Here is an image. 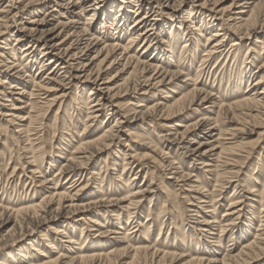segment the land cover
<instances>
[{
	"label": "bare ground",
	"instance_id": "6f19581e",
	"mask_svg": "<svg viewBox=\"0 0 264 264\" xmlns=\"http://www.w3.org/2000/svg\"><path fill=\"white\" fill-rule=\"evenodd\" d=\"M223 1L0 0V42L3 45L0 47V59H4L0 62V69L4 68L1 72V77L4 80H0V96L5 102L10 103L2 117L7 118L5 122L13 127L12 136H16L19 141L22 139V142L26 143L22 147L25 155H30L26 164L31 169V176L39 174L38 178L40 179L38 182L36 181L39 183V188L45 190L49 189L46 188L48 185H53V188H50V193L43 195L38 203L32 201L28 206L15 211L0 205V221H2L0 226L3 227L11 223L12 215L21 217L20 220L18 218L15 220V218L11 228L5 231L6 235H9L18 228L21 232L20 237L9 240L1 237V241L4 242L0 243V264H177L183 258H190L184 264H238L241 257L246 256L248 252L255 249L264 250V181L259 184V190H255L256 186H253L252 181H247V184L251 185L245 184L246 186L242 187L240 179L227 180V178L238 179L240 169L237 168V170L234 167L239 166L241 163L239 161L249 158L254 149L251 151L239 150L243 145V139L238 135H243L246 132L244 130L246 122L254 121L255 125H262L264 130V59L262 64L256 67L257 74L253 75L251 68L254 66L252 65L254 59L249 61L251 55H248V52L242 56L239 47L244 43H238V41L249 40L254 36H261L260 40H256L254 44L260 45V51L264 49V0H231L228 6L220 8ZM22 16L29 18L23 22ZM85 16L87 17L82 22ZM131 20L132 23H130ZM163 20H168V22H163ZM177 21L178 23H176ZM166 25L170 26L168 34L167 28L165 29ZM212 29L215 30L210 32L209 36L204 37V33ZM195 33L196 35H194ZM232 35L237 38L230 45V48L235 47V51L228 52L232 54L234 61L241 63L240 71L232 79V81L235 80L231 88L232 93L234 94L238 90L237 85H241L244 79L247 85L240 97L231 103L224 104L220 98L212 99L213 95L210 92L198 88L197 80L204 73L203 65L207 64L206 68L214 67L224 52L225 39L231 38ZM125 36L128 37L123 45L121 40ZM179 38L183 40L180 57L182 56L188 61L187 69L195 61L199 50L202 48L204 50L201 65L194 80L188 78L189 75L185 73L186 69L179 70L174 67L175 70L170 71L173 66L169 65L171 61L168 59L175 56ZM202 38L206 40L203 46H201ZM10 40L14 45L9 48ZM16 46L18 48H15ZM237 46L238 48H236ZM5 51L8 52V58L3 56ZM17 52L22 55L20 59H16ZM148 52H153L154 57L147 59ZM37 53H39V57H37ZM261 55L257 56L261 57ZM17 61L20 62L16 64ZM23 61L31 64V67L35 64L38 65L36 75L28 76L27 70L23 72L22 69H19L17 73L14 72L15 69L21 68ZM213 61H215L214 64ZM169 66L172 68L170 69ZM248 66L250 68H247ZM113 72L115 74L111 75ZM19 73H25L23 76L28 78L27 82L19 80V78L23 79ZM182 78L185 80L181 81ZM6 80L8 81L6 82ZM188 82L192 83L189 85ZM179 84H183V86L180 87ZM29 87H31L30 91H28ZM73 88L77 90V95L72 99L70 108H67L65 102L70 97ZM85 91H88L86 98L83 97ZM50 93L53 94L49 95ZM157 94L165 95L159 99L161 101H153L152 104H148V100ZM13 96H18V98L13 99ZM196 101L200 103L210 101L212 107L218 108L216 115L213 116L214 111L210 113L211 109L205 108L207 113L204 118L196 122L179 121L174 124L176 129L170 127V130L175 133L168 135L179 149H183L193 157L191 158L193 163L203 164V168L208 169L202 171L207 175L214 176V171L209 170L214 167L210 163L219 162L218 159L223 156H235L241 159L237 161V158H227L222 162L223 166H227V169L229 166L233 168L227 171L229 173L222 172L215 175V182L219 183L217 187L219 188L218 193H220L218 195L205 194L201 184L196 185L195 181L190 182L192 176L189 172H187L188 174L183 171L178 172L181 168L174 167L176 163L169 160L170 157H167V153L163 149L153 146L151 142L146 143L150 140L146 134L137 132H144L148 124H151L155 118L170 121L183 116ZM55 107H57L55 116L59 117L64 129H66L67 122L63 120L65 115H70L72 112L71 116L76 118L82 113L84 115L83 130H87L85 131L87 134L96 131L93 128V123L97 122L98 115L103 111H109L116 116L119 114L120 117H116L113 123H108L104 131L95 138L82 137L75 145H72L71 140L68 141L64 138L67 133H62L58 140L59 145L50 149V153L55 155L48 163V169L50 170L58 164L54 158L65 151V146L67 148L71 146V151L60 163L54 176L56 179L53 180L43 176L41 166L36 164V157L33 153V146L36 144L33 143L39 142L36 145L38 146L37 150L42 151V144L44 145L41 140L43 139L42 134L47 133L50 129L43 124L44 122H37L39 115L42 114L39 109L42 111L44 109V113L46 112L47 115ZM221 116L222 120L226 122L235 121L237 124L245 122V124L241 126L243 128L227 131L220 127L219 118ZM40 121L42 120L40 119ZM251 131L246 134H253ZM195 133L202 134L204 137L193 148L191 142H196L194 139L197 137L190 134ZM63 134L65 135L63 136ZM262 134L260 133V135ZM188 137L193 138V141ZM123 139H126V142L130 141L132 145L129 146L127 143L124 145V148H127L130 153L123 154L122 171L126 172L134 165L138 167L146 165L144 161L149 154L141 157L136 153V149L144 148L147 153L158 152L159 157L166 159L164 164L167 163V166H164L162 162L159 164L165 168L164 171H168L167 175H172L173 178L170 177V180L175 183L189 182L192 184L188 191L184 190L183 185L181 191L187 195L185 197L188 198L187 206L195 209V211L191 209L189 212H195L197 215L200 232L202 230L207 235H213V231L217 227L220 234L229 232V237L233 241L241 236L242 238L247 237L249 230L254 225L253 221L256 220L251 241H248L235 255L226 254L225 250L221 260L218 256L220 248H215V246H219V237L214 238L216 241L213 245L197 239L198 244L202 242L200 250L204 253L208 252V255L185 254V251L177 254L176 252H167L169 250L161 249L155 243L143 242L141 239L138 242L129 241V237L138 232V227L144 230V236L151 233L155 220L162 212L160 211L153 219L154 215L149 209L144 225L137 222L140 218L139 211L142 202L154 190L149 187L153 185L154 177H151L150 185L134 189L133 183L128 185L130 179H121L120 175L112 178L109 173L106 174L108 170L114 171V168L110 169V164H107L108 159L116 161L121 154V150L116 151L114 148L112 150L111 147ZM103 152L109 153L104 158L103 163L107 165L102 172V170L98 171L92 168V162L96 156ZM241 153L244 154V157L240 156ZM213 157L215 159H211ZM97 171L101 172L102 179H104V174L106 178L110 179L108 184L110 187L114 185L112 190L106 189L105 185H102L99 195H97V193H92L91 187L89 188L86 183L83 184L84 178L92 180L95 184V181L98 180L95 176L100 175ZM22 174L26 177L24 170H22ZM146 174L147 172L144 173V177ZM33 177L26 178L33 181ZM61 180L74 183L72 185L74 188L72 191H75L73 195H71V191L66 190L70 189L69 187L59 192L57 186L61 188ZM244 182L242 181L243 184ZM253 182L255 183L256 180ZM75 184L78 185L74 187ZM225 185L232 187L233 194L240 186L244 188V194L247 195H239L231 199L226 214H223L225 219L217 221V217H215L216 198L221 196L223 189L226 188ZM169 186L163 187V193L168 200L174 194ZM120 191H124L125 195L119 197ZM88 194L97 196L92 197L88 202H82L84 195ZM254 194V197L260 199L259 209L251 212L253 219L248 218L246 225L239 227L238 233L232 232L231 226L244 212L246 204H250L249 195L253 196ZM151 198L152 195L150 202ZM190 201L196 202V204L194 205ZM54 206L56 208H53ZM207 206L214 207L210 213L211 217L199 216L206 214ZM110 207H116L118 210L112 220L114 221L112 225L116 230L99 222L100 213L105 217ZM102 209L104 212H101ZM123 213L127 214L128 221L132 218L130 225L128 221L123 224L121 218ZM246 213H243V217ZM251 213L248 214L251 216ZM76 217H81L79 220L84 225H90L91 231L88 230V232H97L90 239L88 247H83L88 240L87 235L84 236L85 241L80 244L77 243L79 240H75L73 237L72 232L78 225L73 223ZM60 224L63 225L59 226ZM163 224L160 225L159 234ZM48 225H54V227L50 228L47 233H42L39 240L31 241L38 234L37 231L40 228L48 227ZM123 225L130 226V228L126 229V235L119 239L115 235H119L118 230H123L121 227ZM27 226H31L32 229L28 228L29 231L24 232L23 230ZM81 229V237H83L84 228ZM185 233L187 232L184 231L183 234ZM237 234L238 236H236ZM205 235L203 238L206 239L208 236ZM24 241H27L26 245L21 249L18 248L19 244H23ZM55 242H58V246L66 250L67 254L58 250L54 245ZM102 242L107 243L100 245ZM109 244H111L110 247H108ZM76 245L78 248L74 249L76 250L74 252L73 247ZM94 245H99L101 250L93 252ZM8 246H12L16 250L12 249L13 254L10 251L3 255L1 251ZM40 246L42 248H39ZM53 250L57 251L54 253L57 255L55 258L51 256Z\"/></svg>",
	"mask_w": 264,
	"mask_h": 264
},
{
	"label": "rangeland",
	"instance_id": "374dc122",
	"mask_svg": "<svg viewBox=\"0 0 264 264\" xmlns=\"http://www.w3.org/2000/svg\"><path fill=\"white\" fill-rule=\"evenodd\" d=\"M230 3H231V0H224L220 4L221 5L220 8H224V7L228 6ZM236 11H237V9H236ZM22 17H23V22L26 21L25 19L29 18L26 16H22ZM86 17L87 16H85L83 18L82 22L85 21ZM163 22H168V20H163ZM130 23H132V20L130 21ZM176 23H178V21ZM196 25H198V24H196ZM169 28H170L169 25L165 26L167 34L169 32ZM213 30H215V29L206 31L204 33V37L209 36L210 32H212ZM194 35H196V33ZM127 37L128 36H125L121 40V44L124 45L126 43ZM260 38H261V36H257V37L254 36V37H251L249 40L238 41V43H242V42L244 43V44H242L243 46L241 45L239 47L241 55L244 56L248 52V55H251L249 58V61L250 60L253 61V59H254V62L252 64L254 66H253V68H251L252 69L251 72L253 75L257 74L258 69L256 67L258 65H261L262 61L264 59V49L260 51L259 50L260 45L254 44L255 41L260 40ZM234 39H237V38L233 35L231 36V38L225 39V41L223 43V44H225V46L223 47L224 52H222V55L220 56V58H218L214 67L213 68H206L207 64L203 65L202 71L204 73L197 80L199 82L197 84L198 88H202L204 91L210 92L211 95H213L212 99H214L216 97L220 98V100L222 102H224V104L231 103L237 97H240L242 95V93H244V91L246 90V85H247L246 80L244 79L243 83H241V85H237L238 90L235 91L234 94L232 93L233 91L231 88H232L233 82H235V80L232 81L233 76H235V74L238 73L240 71V68H241L240 61L239 62L234 61V59H232V54L230 53L232 50L235 51V47L230 48V45L233 43L232 41ZM205 42H206L205 38H202L201 39V46H203L205 44ZM9 44H10L9 48L14 45L12 40H10ZM182 44H183V40H180V38H179V41H178L176 48H175V56L173 58L168 59L171 61V63L169 62V65L171 64V66H173V68L170 66H169V68L170 69L172 68L170 71L175 70L174 67H176L179 70L180 69H186L185 73H186V75H189L188 78H191V80H194L196 78L197 71L201 65L202 53L204 50H203V48L199 50V53L196 56L195 61L191 65L189 64L190 66L188 65L189 67L187 69L186 67H187L188 61L186 59L182 58V56L180 57L181 50H182ZM2 46L3 45L0 42V47H2ZM15 48H18V46H16ZM236 48H238V46ZM228 51H230V52H228ZM227 52H228V55H227ZM16 54H17L16 59H20L22 57V55H20V52H17ZM260 54H262L261 57H258L257 55H260ZM3 56L5 58H8V52L5 51ZM37 57H39V53H37ZM146 57H147V59L154 57L153 52H148L146 54ZM3 60L0 59V62H2ZM9 61L13 62L11 60H9ZM19 62L20 61H17L16 64H18ZM22 63L23 64H22L21 68L15 69L14 72L17 73L19 69H22L23 72H26V70H27L26 74L28 76L33 77L34 75H36V73L38 71V65L37 64H35L33 67H31V64H28V62H26V61L25 62L23 61ZM214 63H215V61H213V64ZM0 67H1V65H0ZM247 68H250V66H248ZM3 69L4 68L0 69V80H4L1 77L2 76L1 72L3 71ZM24 74L23 73L20 74V76L23 79L19 78V80L23 81V82L24 81L27 82L28 78H25V76H23ZM114 74L115 73L113 72L111 75H114ZM253 79H251V80H253ZM180 80L184 81L185 78H182ZM7 81L8 80H6V82ZM191 83L188 82L187 84L190 85ZM179 86L181 87V86H183V84H179ZM30 89H31V87H29L28 91H30ZM71 91H72V93H71L70 97L67 98V101L65 102V106L67 108H70V106L72 105V99L74 97H76V95H77V90L75 88H73ZM177 93H180V92L177 91ZM52 94L53 93H50L49 95H52ZM87 95H88V91H85V93H83V97L86 98ZM163 95H165V94H157L155 97L148 100V104H150V103L152 104L153 101H161L159 99H161V97ZM2 98L3 97L0 96V130H1L0 131V205L3 207H6L9 210L15 211L16 209H19L21 207L28 206L32 201H34L35 203L40 202L43 195L50 193L51 189L53 188L52 187L53 185H48L46 188H49V189L43 190V188H39V183H37L38 180L40 179V178H38V177H40L39 174H35L34 177L31 176V174H30L31 169L26 164V162H28V160H29L27 158L30 157V155H25L26 153H24V151L22 150V147L26 143H23L22 139L19 141V138H17L16 136H12L13 127L5 122L7 120V118L2 117V114L6 111V109L9 108L8 106L10 103L5 102ZM17 98H18V96H13V99H17ZM205 108L211 109V110H209V111H211L210 113H212V111H214L213 116H215L216 112L218 111V108L212 107V105L210 104V101L205 102V103H200L199 101H196L191 106L190 110L187 111V113L184 114L183 116H180L178 118H174L170 121H162V120H158L157 118H155V120L151 124H148V126L145 128L144 132H142V131H137V132L142 133V134L143 133L146 134V137L150 139L149 141H146V143L151 142L153 146H156L157 148L163 149L164 152L167 153V157H170L169 160H172V162L176 163L174 165V167L181 168L180 170H178V172H181V171H183L184 173L189 172V174H191V176H192L190 182L195 181L196 185L201 184V186L204 187L205 194H212V195L217 194L218 195L220 193V192L218 193L219 188L217 187L219 185V183L215 182V175L221 174L222 172H227L230 168H233V167L229 166V168L227 169V166H223L222 162H224V160H226L227 158H233V159L237 158L236 159L237 161H239L241 159L239 157H235V156H233V157H226V156L224 157L223 156V158L218 159L219 162H216L217 164L212 163V162L210 163L214 167H211L209 170L214 171V176L207 175V174L202 173V171L208 170V169H204L203 164L200 165V163H193L191 161V158H193V157L190 156V154H187L183 149H179V147L176 146L175 142L172 141L170 139V136L168 135V134H174L175 133V131L170 130V129L171 128L176 129L174 127V124H176L179 121L189 120L192 122H196L197 120L204 118L205 117L204 115H206V113H207L204 110ZM56 109H57V107L53 108L52 111L49 112L47 115H46V112L44 113V109H43V111H42V109H39L40 113H42V114L39 115V119L37 122L38 123L44 122L43 124L48 126V129L50 127V129L49 130L47 129L48 130V132L46 131L47 133L42 134L43 139H41V140H42V143H44V145L42 144V151L37 150L38 146H36V145H38L39 142H35V143L32 142L34 145L36 144L35 146H33V149H34L33 153H34V156L36 157V164H38V166H41V168H42L41 171L43 173V176L47 177L48 179H53V180L56 179V178H54V176L56 174V171H57L60 163H62V161H64L65 156L68 155V153H70V151H71V149H70L71 146L69 148H67L65 146V151H67V152L63 151L62 153L57 155V157H55L54 159H56L58 164L56 166H54L53 168H51L50 170L48 169V163L52 160L53 156L55 155V154L53 155L52 152L50 153V149H52L51 147H56L59 145L58 140L61 138L62 133H67V135H69V136L63 134V136L65 135L64 138L68 141L71 140L72 145H75L76 143H78L80 138L82 139V137L83 138H89V139L95 138L97 135L101 134L104 131V128L106 125L108 126V123H113L116 117H120L119 114H117V116H116V114L114 115L109 111H106V110L103 111V113L98 115V118L96 119L97 122L93 123V126H94L93 128L96 131L92 134H90V133L87 134V132H85L87 130H83L84 129L83 128L84 115L82 113L80 114V116H77L76 118H75V116H71L72 112L70 113V115H68V114L65 115V117H63V120H65L67 122H66V129H64V128H62L61 120L58 119L59 117L55 116ZM68 112H70V111H68ZM33 115H35V113H33ZM42 115H44L46 117H44ZM42 117H44V118H42ZM40 119L42 121H40ZM108 119H110L109 122H107ZM222 119L223 118L221 116L219 118L220 127L224 130H227V131L232 130L234 128H239V127L243 128L241 126H244V124H245V122H240V124L238 123L239 124L238 125L237 122H235V121H233L231 123V122H226ZM163 124L165 126H162ZM166 127H169V128H166ZM262 127H263L262 125L261 126L255 125L254 121L253 122H251V121L246 122V124L244 126V128H245L244 130L247 133L252 130L251 132L253 134H246V132H244L243 135L242 134L238 135V137L243 139L242 140L243 145L239 148V150L242 149L240 151H245V149H246V151H251L253 148L254 149L252 150V155H250L249 158H247L243 161H239V162H241V163H239V166L234 167L235 169H237V168L240 169V172L238 174V176H239L238 179L227 178V180L236 181V180L240 179V184H242V187H244L246 185H251V184H247V181L248 182L252 181V184H254L253 186H256L255 190H259V184H261V182L264 181V137H261V136H264V134H262V132L264 130L262 129ZM168 130H170V131H168ZM84 133H85V135H84ZM196 133L190 134L192 136L197 137L196 139H194L196 142H191L192 143L191 146H193V148H195L197 146L196 143L199 141L201 142L202 137H204L202 134L197 135ZM260 133L262 135H260ZM88 135H89V137H88ZM188 138L190 139L191 137H188ZM31 139H33V138H31ZM192 139L193 138H191L190 140L193 141ZM125 140L126 139H123L122 141H119L118 144H115L116 147L115 146L111 147L112 150H114V149L116 151L121 150V154H119L116 161L111 160L112 161L111 162L108 159L107 164H110V169L114 168V171L108 170V172L107 173L105 172V173L106 174L109 173L112 178H114V176L120 175L121 179H125V180L130 179L128 185L133 183V185H135L134 189H137L139 187L142 188V187H146V186L150 185L151 177H154V180L152 181L153 185L149 186V187H151L152 190L153 189L154 190L151 194H148V197L142 202V206H141V209L139 211L140 212V218L137 222L140 223L142 226L144 225L146 215H147L149 209H150V212L154 215L153 219H155L156 215L160 211L162 212L160 214L159 218H157V220H155V225H154L152 231H150L151 233H148L146 236H144L143 235L144 230L141 229L140 227H138V229H139L138 232L131 235L129 237V241L138 242L141 239V241H143V242L145 241L147 243H155L159 248L169 250L167 252H176L177 254H178V252L185 251L184 252L185 254L208 255V252L204 253V251L200 250L199 247L201 246V243L204 241H207V243H209V245L210 244L213 245L214 241H216L214 238L219 237L218 238L219 246H215L216 249L220 248V250L218 251L219 252V254H218L219 260H221V258H222L221 256L223 255L225 250H226V252H225L226 254L235 255L238 253L239 250H241L243 248V246H245V244L248 241H251L250 239H252L254 231H255L254 226H256V220L253 221L254 225H252L251 230H249L247 237L242 238V236H241V237H238L237 240L235 239L233 241H231V239L229 237L230 236L229 232H227V233L225 232V233L220 234V231H219V229H217V227H215V231H213V235H207L206 233L202 232V230L200 232V228L198 227V224H197V221H198L197 215L195 214V212H189L191 209L194 211H195V209L187 206V203H188L187 199L188 198H185L187 195H184V193L181 191V187L183 185H184V187H183L184 190L186 189L188 191L189 187L192 186V184H190L189 182L175 183L173 180H170L169 179L170 177L173 178L172 175H167L168 171H164L165 168L159 164V162H162L164 164L166 159H164L163 157L161 158V156L159 157L158 155H160V154L158 152L147 153V150L144 148L136 149V153L139 154V156H141V157L143 155L149 154L148 158H145L146 160L144 161V163H146V165L144 167H138L137 165H134V166H132V168L130 170H126V172L122 171L123 170L122 169L123 168V154L130 153L129 151H127V148H124V145L126 143L129 144V146L132 145V143L130 141L126 142ZM181 147H183V145H181ZM63 148H64V146H63ZM108 153L109 152H103V153L99 154L98 156H96V158H94V160L92 162V168H95L98 171L102 170V172H103L106 169L105 167L107 165V164H104L103 161H104V158L107 157ZM240 156L244 157V154L242 155V153H241ZM211 159H215V157H213ZM167 165H168L167 163L164 164V166H167ZM111 166H112V168H111ZM260 167H262L263 169L262 168L260 169ZM22 170H24V172H26L25 175L27 178L33 177V181L30 179H27L25 176H23ZM98 171H97V173H99ZM145 172H147V174L144 177ZM150 173L152 176L150 175ZM227 173H229V172H227ZM99 174L100 175L95 176L98 178V180L95 181V184L93 183L92 180H88V178H84V180L82 179L84 181L83 184L86 183L89 186V188L91 187L92 193H97V195H99V192L101 190L102 185H105V188L109 189V190H112L114 187V185H111V187H110V185L108 184L110 179L106 178L105 174L103 176L104 179L101 178L102 177L101 172ZM255 180H256L257 184H256V182L255 183L253 182ZM242 181H245L244 184L242 183ZM66 183H67V181L65 182V180H61V184H60L61 188H59L60 186H57V189L59 190V192H62L65 188L69 187L70 189H66V190H68L69 192L71 191V195H73V193H75V191H72L74 189L72 187V185L74 183L72 184L71 181L68 182L67 184ZM78 184H75L74 187H76ZM233 184H235V182H233ZM124 185H126V184H124ZM167 185H170L169 186L170 190L174 193L173 196H171L169 198V200L165 197V195L163 193L164 192L163 187L167 186ZM193 186H195V185H193ZM225 187H226V185H225ZM242 187L239 186V188H237V190L235 191L234 194L232 192V187H226L227 189L226 188L223 189L221 196L219 198L215 197L216 198L215 217H217V221H223L225 219L223 217V214H226V212H227L226 209H228L229 201L231 199H233L239 195H247V194H244V191H243L244 188H242ZM207 192H209V193H207ZM97 195H95V196H97ZM124 195H125L124 191H120L118 193L119 197H122ZM151 195H152V198H151L152 201L150 202ZM95 196H91L90 194L84 195L82 202H88L89 200L92 199V197H95ZM254 196H255V194L253 196L249 195L248 200L249 201L251 200L250 204L248 203L249 206L246 204L247 208L245 206V209H244V212L246 213V211H247V213L243 217V213H244L243 212L241 214V216L238 217V219L234 221L235 224L233 226H231L232 232L238 233V230H240L239 227L246 225L245 223L247 222L248 218L253 219L251 212L253 210L259 209L258 203L260 202V199L258 197L257 198L254 197ZM252 201H255V202H252ZM190 202L193 203L194 205L196 204V202H193V201H190ZM250 205H252V206H250ZM248 207H252V208H248ZM53 208H56V206H54ZM213 209H214V207L207 206V209L205 210L206 214L205 215L200 214L199 216L211 217L210 213L212 212ZM117 211L118 210L116 207L108 208V213L105 214V217L102 213H100L101 219H99L100 220L99 222L103 223L104 226H109V227L115 228L114 225H112L114 222L112 220L114 219L113 216H115V214H117ZM101 212H104L103 209L101 210ZM248 213H251V216ZM12 216L10 218L11 221L12 220L14 221L15 218H16L15 220H17V218L19 220L21 219V217H16V216L12 217ZM106 217H108L107 220H106ZM2 218H3V216L1 217V219ZM79 218H81V217H76L74 220L75 222H73L74 224H78V225H76L75 229L72 232L73 237H75V240H79V241H77V243L80 244V243H83L85 241L86 238L84 236L87 235L88 240H86L83 247H86V246L88 247V245L90 244V242H89L90 239H92V237L97 232H88V230H90L89 229L90 225L89 226L84 225L83 223L80 222ZM121 218L123 220V224L128 221L127 220L128 216L126 213H123ZM254 218L256 219V217H254ZM13 221L11 223L7 224L6 226H3V227L0 226L1 227L0 228V243L4 242V241H1V237H3L6 240H9L10 238L12 239L15 237H20L19 234H21V232H19L20 229H18V228H16L17 230L14 229L13 230L14 232L12 231L9 235H6L5 231H7L11 228V226L13 225ZM0 222H2V221H0ZM131 222H132V218L130 219V221H128V224L130 225ZM162 223H164V224L162 225V230L159 234L160 225ZM170 223H172V224H170ZM61 225H63V224H60L59 226H61ZM194 226H196V227H194ZM52 227H54V225H48V227L44 226V227L40 228L37 231L38 234L35 235V238H33V239L30 238L31 241L39 240V238H40L39 236L42 233L43 234L47 233L48 230ZM82 227L84 228L83 237H81V232H82L81 228ZM121 227L123 230H118L119 235H115V237H118L119 239L124 237L126 235L125 230L130 228V226L128 227V226H124V225ZM28 228L32 229L31 226L30 227L27 226L24 228L23 231L28 232L29 231ZM192 228H194V229H192ZM95 229L97 230L98 228H95ZM68 230H70V228ZM115 230H116V228H115ZM184 231H186L187 233L183 234ZM205 234L208 236L206 239L203 238V236ZM236 236H238V234ZM197 239H200L202 242H200V244H198ZM26 243H27V241H24L23 244L22 243L19 244L20 247H18V248L21 249L23 246L26 245ZM106 243L107 242H105V244H104L102 242V244H100V245H106ZM54 245L62 253L67 254L66 250H64L63 248L58 246V242L57 243L55 242ZM110 245L111 244H109L108 247H110ZM94 246L92 247L93 252H98L101 250L99 245H97V246L94 245ZM39 248H42V246H40ZM77 248H78V245L74 246L73 251L75 252L76 250H74V249H77ZM12 249L16 250V248H14L12 246H8L6 249L4 248V250H2L1 252L4 255V254H7L11 251L10 253L13 254L14 251H12ZM56 252H57L56 250L51 251V256L53 258H55L57 256L56 254H54ZM189 259L190 258H183V260H181L177 264H184ZM237 263L238 264H242V263H245V264H264V250L259 251L258 249H255L252 252H248L247 255L242 256L241 261H238Z\"/></svg>",
	"mask_w": 264,
	"mask_h": 264
}]
</instances>
